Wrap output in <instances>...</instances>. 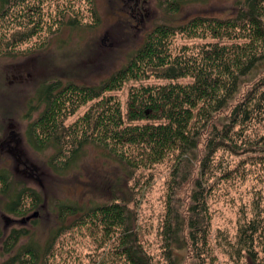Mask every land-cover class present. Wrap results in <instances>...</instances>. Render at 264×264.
Returning a JSON list of instances; mask_svg holds the SVG:
<instances>
[{
    "label": "trees",
    "instance_id": "16d2710c",
    "mask_svg": "<svg viewBox=\"0 0 264 264\" xmlns=\"http://www.w3.org/2000/svg\"><path fill=\"white\" fill-rule=\"evenodd\" d=\"M29 1L0 0V23L9 18L20 20L10 38L14 42L26 41L39 31V21L33 17L36 9ZM211 1L215 0H156L167 21L156 23L141 44L126 54L122 66L95 83H78L72 78L64 81L60 76L42 79L33 96L35 105L30 107L40 110L27 127L32 148L37 152L54 148L47 164L55 173L64 175L75 165L74 159L83 147L92 145L115 162L125 178L123 182L113 179L106 188L107 198L99 202L57 200L55 224L43 243L30 228H12L3 239L2 251L6 256L0 264H52L57 239L67 230L95 221L105 237L115 236V253L124 264H159L139 240L128 181L139 168L171 155L173 163L161 230L163 262L179 264V250L188 247L196 258L195 264H209L201 246L208 226L207 197L212 186L213 156L221 148L233 150L231 135L235 127H242L264 109V74L257 73L264 68V0H227L231 1V12L225 16L195 14L175 22L172 19L189 4L206 5ZM93 13L95 22L89 26L100 23L95 8ZM24 14L31 15L26 23L21 21ZM130 14L132 19L139 20L137 14ZM69 19L61 20L59 28L77 27L75 19ZM177 31L189 37L207 32L213 41L201 45L196 53L173 54L170 38ZM12 41H6L5 47L10 48ZM256 73L259 77L236 100L240 86ZM150 76L169 82L132 86L124 114L119 102L105 95L125 82H141ZM185 78L191 80L178 82ZM91 101L94 102L73 125H65L68 117ZM228 108L225 121L218 127L215 115ZM141 120L147 122L135 123ZM206 130L197 175L188 203L183 205L178 192L193 174L199 142ZM0 193L8 198L5 209L11 215H20L28 204L38 208L43 202L37 191L13 182L7 170L0 172ZM261 234L264 225L254 220L239 229V247L235 252H243L248 264H264L254 249L256 236Z\"/></svg>",
    "mask_w": 264,
    "mask_h": 264
},
{
    "label": "rangeland",
    "instance_id": "374dc122",
    "mask_svg": "<svg viewBox=\"0 0 264 264\" xmlns=\"http://www.w3.org/2000/svg\"><path fill=\"white\" fill-rule=\"evenodd\" d=\"M29 4L36 9L33 17L40 25L33 37L14 42L10 38L13 31H17L20 20L9 18L0 23V41H3L0 43V172L7 170L13 182L37 191L43 202L38 208L28 204L20 215H11L5 209L8 198L0 193V262L6 256L2 251L3 239L12 228H30L43 243L55 224L57 200L81 204L99 202L107 198L106 188L113 179L123 182L125 178L124 171L106 159L100 148L92 145L83 147L74 159L75 165L64 175L55 173L47 164L55 153L54 148L46 147L38 152L32 148L27 127L40 110V107L32 110L30 107L35 105L33 96L42 79L60 76L64 81L72 78L78 83H95L122 66L126 54L141 44L146 32L156 23L167 21L156 0H30ZM93 8L99 14L100 23L89 26L95 22ZM230 12L231 1L215 0L206 5L189 4L172 19L175 22L195 14L225 16ZM130 13L137 14L139 20L132 19ZM30 16L24 14L21 21L26 23ZM70 17L75 19L77 27L59 28L61 20H70ZM198 35L189 37L177 31L170 38V51L192 54L204 43L213 41L207 32L200 31ZM6 41L13 42L10 48L5 47ZM262 70L257 73L264 74ZM257 73L240 86L236 100L259 77ZM190 80L185 78L178 82ZM168 82L153 76L141 82L130 80L105 95H111L119 102L124 114L132 86ZM94 101L81 105L66 119L65 125H73ZM229 109L215 115L218 127L225 121ZM207 131L199 142L193 174L178 192L183 205L189 200ZM10 133L18 141L1 145ZM231 141L233 150L221 148L213 156L212 186L207 197L208 226L205 243L201 246L209 264H248L243 252H235L239 247V229L253 220L264 225V109L261 115L242 127H235ZM172 163L173 155L167 156L160 162L139 168L128 181L139 240L148 255L159 264H164L161 230ZM115 246V236L105 237L95 221L62 234L54 244L50 261L52 264H124L115 253ZM254 249L258 257L264 259V234L256 236ZM178 255L179 264L196 263L188 247L179 250Z\"/></svg>",
    "mask_w": 264,
    "mask_h": 264
},
{
    "label": "flooded vegetation",
    "instance_id": "af4514ba",
    "mask_svg": "<svg viewBox=\"0 0 264 264\" xmlns=\"http://www.w3.org/2000/svg\"><path fill=\"white\" fill-rule=\"evenodd\" d=\"M11 140H14V141H15L16 138H15V136H14L13 134L10 133V134L8 135L7 139H6L1 145H3L4 143H5V144H9V141H11ZM17 141H18V140H16V142H17Z\"/></svg>",
    "mask_w": 264,
    "mask_h": 264
},
{
    "label": "water",
    "instance_id": "95a60500",
    "mask_svg": "<svg viewBox=\"0 0 264 264\" xmlns=\"http://www.w3.org/2000/svg\"><path fill=\"white\" fill-rule=\"evenodd\" d=\"M37 213H34V215L36 216Z\"/></svg>",
    "mask_w": 264,
    "mask_h": 264
}]
</instances>
